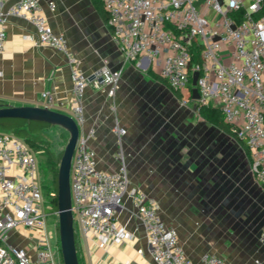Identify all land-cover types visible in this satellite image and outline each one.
<instances>
[{
    "label": "built area",
    "instance_id": "built-area-1",
    "mask_svg": "<svg viewBox=\"0 0 264 264\" xmlns=\"http://www.w3.org/2000/svg\"><path fill=\"white\" fill-rule=\"evenodd\" d=\"M0 0V53L5 50L7 18L30 23L37 45L62 53L70 65L71 118L79 129L70 171L73 222L84 234L101 244L120 243L126 237L115 213L128 195L140 219L153 264H192L178 241L177 231L158 214L156 201L139 189H129L121 148L125 130L117 123L111 129L117 138L119 163L115 172L96 168L95 152L89 145L93 128L80 131L84 123L82 104L89 85L79 61L62 35L48 25L38 0H18L4 8ZM107 15L111 39L124 62L159 71L166 85L192 96L191 80L198 74V110L217 109L236 140L242 141L250 162V173L264 187V0H99ZM53 11L55 4L48 3ZM199 62H192V49ZM227 62V64H225ZM121 69L103 61L92 79L96 90L112 100L117 92ZM42 98L49 102V93ZM111 110L114 106L110 105ZM43 196L37 162L23 138L0 133V264H62L52 252L53 235L45 228L46 210L53 208L54 192ZM36 231L33 253L10 242L13 231ZM263 254L254 264H264V229L260 232ZM141 250H137L141 254ZM202 264H224L205 254Z\"/></svg>",
    "mask_w": 264,
    "mask_h": 264
},
{
    "label": "crops",
    "instance_id": "crops-1",
    "mask_svg": "<svg viewBox=\"0 0 264 264\" xmlns=\"http://www.w3.org/2000/svg\"><path fill=\"white\" fill-rule=\"evenodd\" d=\"M16 1L9 0L4 8ZM38 1L52 32L66 39L88 77L80 131H95L89 145L95 152L96 168L104 172L118 169L114 159L117 138L111 131L117 123L125 130L121 150L129 189H139L156 201L161 220L176 229L179 244L192 264H202L205 254L221 258L224 264H254V259L263 254L259 236L264 229V208L256 210L252 223L243 219V209H235L236 199L244 192L250 162L245 160V150L239 142L203 119L212 109L198 110L184 93L176 97L166 84L148 74V70L155 73L153 69L124 62L92 0ZM49 2L55 4L53 11L48 9ZM5 33V50L0 53V104L47 107L71 117L72 82L64 55L28 40L27 36H34V28L23 19L7 18ZM103 61L111 69H121L112 100L92 86ZM43 92L49 93V102L42 98ZM166 116L172 122L168 129L160 124L155 132L148 130L156 118L163 120ZM203 120L210 125L204 140ZM2 132L19 137L13 130L0 129ZM217 132L226 136L220 143V152L213 141ZM37 168L39 178L38 162ZM258 192L264 201V189ZM115 220L126 234L120 243L109 239L101 244L92 234L77 229L79 264H153L144 229L128 195L116 211ZM54 230H49L53 238ZM9 240L32 254L38 235L21 229L13 231ZM54 243L57 246V241Z\"/></svg>",
    "mask_w": 264,
    "mask_h": 264
},
{
    "label": "water",
    "instance_id": "water-1",
    "mask_svg": "<svg viewBox=\"0 0 264 264\" xmlns=\"http://www.w3.org/2000/svg\"><path fill=\"white\" fill-rule=\"evenodd\" d=\"M198 74L194 73L191 80V100L196 102L198 93L196 81ZM0 119H18L29 122H39L56 126L65 130L68 140L62 152L57 169V222L58 243L63 264H79L75 248L74 222L70 193V171L74 148L78 139L79 129L74 120L63 113L36 106L0 105Z\"/></svg>",
    "mask_w": 264,
    "mask_h": 264
},
{
    "label": "rangeland",
    "instance_id": "rangeland-1",
    "mask_svg": "<svg viewBox=\"0 0 264 264\" xmlns=\"http://www.w3.org/2000/svg\"><path fill=\"white\" fill-rule=\"evenodd\" d=\"M225 64H227V62H225ZM153 71L156 74H159L158 70H153ZM157 92L158 91L155 88L154 93H157ZM153 109L156 111L157 108L155 105ZM155 114L156 112H154V115ZM156 119L157 121H154V123H151L148 130L152 131L153 129V131L155 132L160 124L164 126L165 129H168L169 125L172 123L170 116L163 117V120L158 119V118ZM209 126L210 125L204 122V120L202 121V127H203V131L201 135L202 140L208 138L209 132L207 131V129L209 128ZM204 128H206V130ZM29 137L36 143V147H32L31 152L33 153V156L35 157L39 165V176H40L39 183L42 186L43 196L49 200L47 192H54V187H53L54 177H53V171L50 168L49 164L47 163L46 153H48L50 159L54 161V163L57 164V169H58V164H59L62 152L68 140V134L65 130L59 127L50 126L49 128L43 129ZM224 139H226V136L220 132H217V136L215 137V139H213V141L218 143L217 146H218L219 152L222 148L220 147V143ZM235 154L236 153H234V155ZM245 160L248 161V155L246 154V152H245ZM46 164L48 165V167L45 166ZM242 189L244 192L241 193L242 195L240 197L238 198L236 197L237 199H236L234 206L237 211L243 209V212L245 214L243 219H246L249 221V223H252L256 217L255 216L256 210L260 209L261 211V209L264 208V201L261 200L262 197L260 196L258 192V191H262L264 187L260 186V184L252 176V174L247 173L245 171V185L243 186ZM46 213L47 215L45 217V228L48 231L53 230V228H55L54 230L55 236L51 240L52 246H53L52 252L54 254H58L59 252V257L61 258L60 251H59V243H58L57 216H55L54 214L49 215L48 210H46ZM263 226H264V221H263ZM76 232H77V228L75 227V224H74V234H76ZM55 237H56V240H55ZM54 241H57V246L55 245Z\"/></svg>",
    "mask_w": 264,
    "mask_h": 264
},
{
    "label": "trees",
    "instance_id": "trees-1",
    "mask_svg": "<svg viewBox=\"0 0 264 264\" xmlns=\"http://www.w3.org/2000/svg\"><path fill=\"white\" fill-rule=\"evenodd\" d=\"M93 4L96 8V10L99 12V14L102 16L104 21L107 23V15L106 12L103 9V6L99 0H92ZM192 62H199L198 59V49L194 47L192 49ZM148 74H150L152 77H154L156 80L162 81L164 84L165 81L155 73H153L151 70H148ZM167 86V85H166ZM169 91L172 92L176 97L181 98L182 96L180 95L179 92L169 88ZM3 105V104H0ZM5 105V104H4ZM203 119L208 122L209 124L217 127L219 130H221L223 133L228 134L231 136L235 141L239 142V144L244 148L243 142L236 140L235 137L230 132L229 125L224 121L222 114L217 110V109H212L211 112L207 115L203 116ZM50 125L44 124V123H39V122H29L25 120H18V119H0V129L1 130H13L19 137L23 138L25 140L26 145L30 150H32V147H36V143L29 137L31 135L36 134L37 132L49 128ZM246 152V150H245ZM247 154V152H246ZM47 156V163L49 164L50 168L53 171V187H54V193L55 197L52 199L53 202V208L54 210H57V205H56V193H57V164L52 161L46 153ZM48 167V165H45ZM48 194L50 192H47Z\"/></svg>",
    "mask_w": 264,
    "mask_h": 264
}]
</instances>
